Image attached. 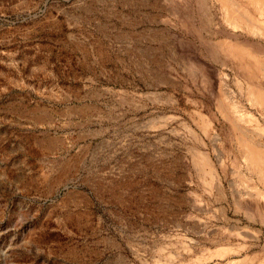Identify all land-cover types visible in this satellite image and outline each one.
<instances>
[{
    "label": "rangeland",
    "instance_id": "1",
    "mask_svg": "<svg viewBox=\"0 0 264 264\" xmlns=\"http://www.w3.org/2000/svg\"><path fill=\"white\" fill-rule=\"evenodd\" d=\"M231 32L217 0H0V264L264 262Z\"/></svg>",
    "mask_w": 264,
    "mask_h": 264
},
{
    "label": "bare ground",
    "instance_id": "2",
    "mask_svg": "<svg viewBox=\"0 0 264 264\" xmlns=\"http://www.w3.org/2000/svg\"><path fill=\"white\" fill-rule=\"evenodd\" d=\"M217 2L223 11V22L226 27L234 33H245L253 38L244 40L238 35H234L222 42V49L241 74V80L236 79L241 92L246 96L248 103L258 113L264 115V46L262 45L264 42V0H217ZM228 81L229 75L224 72L218 82H220V87L223 88L225 85L228 86ZM216 85L217 87L219 86L218 84ZM234 104L235 102L233 101V104L230 105L235 114L234 123L236 122L237 124L239 121L243 122V120L250 123L257 121L256 117L251 113H243L241 110L242 114L240 112V114H237L236 111L239 108L236 110V105ZM224 108L226 110V106ZM255 131L259 134H264V129L260 127H256ZM255 136H242V146L245 151L244 158L245 162L264 183V145ZM257 192V196L264 206V191ZM259 264H264V262Z\"/></svg>",
    "mask_w": 264,
    "mask_h": 264
}]
</instances>
